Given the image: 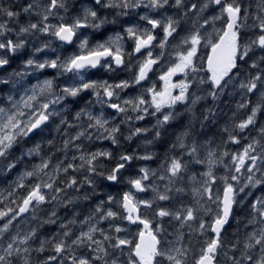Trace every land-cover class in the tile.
I'll list each match as a JSON object with an SVG mask.
<instances>
[{
	"label": "snow or ice",
	"instance_id": "snow-or-ice-1",
	"mask_svg": "<svg viewBox=\"0 0 264 264\" xmlns=\"http://www.w3.org/2000/svg\"><path fill=\"white\" fill-rule=\"evenodd\" d=\"M3 89L0 264H264V0H0Z\"/></svg>",
	"mask_w": 264,
	"mask_h": 264
},
{
	"label": "flooded vegetation",
	"instance_id": "flooded-vegetation-1",
	"mask_svg": "<svg viewBox=\"0 0 264 264\" xmlns=\"http://www.w3.org/2000/svg\"><path fill=\"white\" fill-rule=\"evenodd\" d=\"M17 2H22V0H17ZM109 19H112V17L109 16ZM122 19H126V18H122ZM53 22H55V21H53ZM105 28L107 29L106 31H105V29H101V30H99V32H97L95 30H92V29L81 30V31L84 32V35L88 36L90 44H94L97 40H102V39L106 38L107 36L112 35L113 30H115V31H119L120 30L118 27L114 28V26H107V25L105 26ZM81 39H83V37H81ZM78 44H79V40H76V42L71 44V45H65L63 47V50H62L63 51V55L67 56V55H70V54L77 53ZM54 46H55V42H54ZM130 47H131V43L129 42V45L127 46L128 50H130ZM27 55H28V52H25L22 55H20L19 58L14 60L12 62V68H18L20 63H21V61L23 59L27 58ZM12 68H9L8 71H11ZM159 74H160L159 70H157L155 74L150 73L149 75H150V78H153V76H156V75L159 76ZM52 75H54V70H48L45 73V76H48V77H50ZM128 76H129V73L127 71H117L115 73H106L103 69H99V70L93 69V70L89 71L87 77H89L92 80H95V79H98V78L103 80L104 78H107V80L115 79L114 81H117L119 79L128 78ZM43 77L44 76H42L41 79ZM31 81L36 82L35 78H32ZM62 81H63V79L61 78L58 82L61 83ZM9 87H11V86H9ZM5 91H8V89H3L2 91H0V93H3Z\"/></svg>",
	"mask_w": 264,
	"mask_h": 264
},
{
	"label": "trees",
	"instance_id": "trees-1",
	"mask_svg": "<svg viewBox=\"0 0 264 264\" xmlns=\"http://www.w3.org/2000/svg\"><path fill=\"white\" fill-rule=\"evenodd\" d=\"M246 2H247V0H246ZM209 51H210V49L209 48H205V52H204V49H203V56L205 57L208 53H209ZM258 55H259V53H258ZM203 57V58H204ZM206 69V68H205ZM201 74L202 75H204V73L203 72H201ZM240 96L239 95H232V101H230V106H224L225 108H227V112L226 113H229V115H230V110L231 109H234L235 108V105H236V102L238 101V100H240ZM203 104H205L206 105V107H209L208 105H210V98H209V100L207 101V102H202ZM221 108V107H220ZM197 109H198V107H197ZM199 111V110H198ZM260 119L262 120V121H264V116H262V117H260ZM223 122H224V120L223 119H221L220 120V124L219 125H217V128H214V129H212V132H216V131H218V128L220 127V126H222L223 125ZM169 134H168V136L167 137H164V138H162V141H158V142H156L154 145H151V148L154 150V151H156V153H158L159 155H160V158L159 159H156L155 160V162L154 163H152L151 165H154V166H158L159 165V163H160V160L163 158V153H164V151L166 150V148H167V146H168V143H170L171 142V139H172V136H171V131H169L168 132ZM210 135H211V133H209ZM19 153L17 152V155H18ZM133 166H137V167H135V168H138L139 166H141L140 164H134ZM135 168H133L131 171H132V174H134V169ZM200 171H203V170H205V169H203V168H201V169H199ZM14 177L13 178H15V175H16V173H13L12 174ZM11 175V176H12ZM10 176H6V177H0V184H2V182H5V183H3L2 185H6L5 187H3V189L2 190H4V189H6L7 188V186H8V184L11 182L10 181V178H9ZM127 190V188L126 187H124V186H115V187H112L111 189H108V191H110L113 195H117L118 193H120V192H122V191H126ZM101 198H103V197H101ZM237 216L238 217H240V218H243V216H244V213L243 212H237ZM238 220H236V219H234V220H232L231 221V225L228 227V229H227V237H228V239H231L232 238V233L234 232V230H235V228H236V226H237V224H238ZM49 231L51 230V229H48ZM171 230V229H170Z\"/></svg>",
	"mask_w": 264,
	"mask_h": 264
},
{
	"label": "rangeland",
	"instance_id": "rangeland-1",
	"mask_svg": "<svg viewBox=\"0 0 264 264\" xmlns=\"http://www.w3.org/2000/svg\"><path fill=\"white\" fill-rule=\"evenodd\" d=\"M209 15H211L212 13L211 12H209L208 13ZM217 27H219V25H217ZM209 31H212V29L211 28H209ZM202 49V48H201ZM201 49L199 50V52H198V55L201 57L202 55H201ZM204 50H205V48H203ZM200 63H202V60H200ZM179 76H182V75H180V74H178ZM202 75V74H201ZM158 75H156V76H153V78L151 79V80H153V81H156V80H158V77H157ZM183 77V76H182ZM45 77H43L42 79H44ZM87 78H89V77H87ZM177 77H174L173 78V81L175 82L177 79H176ZM124 79H127V78H124ZM95 80H101V79H95ZM103 80H107V78H104ZM115 79H113V80H109L110 82H112V81H114ZM119 80H121V79H119ZM118 81V80H117ZM31 83H35L34 81H31ZM64 83V82H63ZM62 82H61V84H63ZM145 86H147V85H145ZM229 91H231V89L229 90ZM15 95V94H14ZM221 100H222V103H220V105H219V107H221V109H222V111H223V113L224 114H226V115H229V113H226L228 110H227V108H225L224 106H230V101H232V95H227V96H223V97H221ZM211 103H212V101H211V99H210V105L209 106H211ZM202 108H204V104L202 103ZM178 110H182V109H178ZM151 123H154V121H152L151 119H146L145 121H143V122H140V124L138 125V126H149ZM224 123V122H223ZM168 132H169V130H168ZM145 137H147V138H151V134H145ZM145 137H141L140 139H134V141L133 142H131V144H130V149L129 150H131V149H136L138 146H139V149H140V151H143L144 150V145H143V139L145 138ZM148 150L149 151H154L152 148H151V146H148ZM151 167H153V168H155L156 166H154V165H150ZM135 167H137V166H133V168H135ZM130 173L132 174V171L130 170ZM129 173H126V175H128ZM14 176L12 175V176H10L9 178H10V181H12L14 178H13ZM3 183H5V182H2V184ZM2 184H0V190H2L3 189V187H5L6 185H2ZM260 193L258 192L257 193V195H259ZM151 195H152V193L151 192H148L147 194H144V193H141L139 196H138V198L139 199H147V198H149V197H151ZM124 226L127 228V238L128 239H133L134 238V233L136 234L137 233V231H139V229H138V227H136L135 225H128L127 224V222H125V224H124ZM127 253V249L125 250V254Z\"/></svg>",
	"mask_w": 264,
	"mask_h": 264
}]
</instances>
